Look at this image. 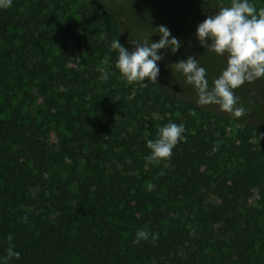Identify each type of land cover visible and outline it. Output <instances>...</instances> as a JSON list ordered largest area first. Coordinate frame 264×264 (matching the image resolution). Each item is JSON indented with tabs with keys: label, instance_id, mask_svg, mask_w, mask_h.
Segmentation results:
<instances>
[{
	"label": "trees",
	"instance_id": "trees-1",
	"mask_svg": "<svg viewBox=\"0 0 264 264\" xmlns=\"http://www.w3.org/2000/svg\"><path fill=\"white\" fill-rule=\"evenodd\" d=\"M73 4L0 9V38L17 43L0 60V262L11 246L20 257L8 264H63L68 253L78 264H264L260 211L247 204L255 191L264 206V132H231L226 115L157 81L127 84L114 15L86 0L73 21ZM69 41V55H54ZM170 122L187 142L147 163V140ZM141 229L148 239L133 243Z\"/></svg>",
	"mask_w": 264,
	"mask_h": 264
},
{
	"label": "clouds",
	"instance_id": "clouds-1",
	"mask_svg": "<svg viewBox=\"0 0 264 264\" xmlns=\"http://www.w3.org/2000/svg\"><path fill=\"white\" fill-rule=\"evenodd\" d=\"M12 0H0V9H8ZM157 33L160 35L158 42H150L149 37L143 42L131 41L134 50L129 51L117 39L111 44V49L118 52L116 68L121 78L127 84H139L148 87L145 81L156 84L159 75L157 62L164 57L158 54L161 49H170L175 53L180 48V41L171 36L166 26H159ZM196 37L199 44L205 49L214 52L217 56H226V67L218 78L209 86L206 78V69L199 65L197 58L188 57L175 63V70L185 78V83L191 85L198 96V106L217 105L220 110L234 118L246 115V109L238 106L239 98L235 90L245 83H252L259 78H264V7L257 10L250 0H230L227 6H221L213 15H208L196 27ZM211 43H207V41ZM109 63L105 58L104 65ZM101 79H108L106 67L98 69ZM194 114V113H193ZM183 124L168 123L158 129L157 138L149 139L146 147L150 154L144 159L152 165H159L171 158L173 149L181 141L187 142L184 136ZM264 135V134H262ZM260 139V136H257ZM259 141V140H258ZM219 148V143L213 148V153ZM153 184H148L149 191L154 190ZM27 220V217H24ZM149 232L145 229L138 230L133 243L147 240ZM158 237L153 234L152 239ZM9 241L12 236L9 235ZM19 259L20 253L13 251L10 246L7 255L0 264H8L11 258Z\"/></svg>",
	"mask_w": 264,
	"mask_h": 264
},
{
	"label": "rangeland",
	"instance_id": "rangeland-1",
	"mask_svg": "<svg viewBox=\"0 0 264 264\" xmlns=\"http://www.w3.org/2000/svg\"><path fill=\"white\" fill-rule=\"evenodd\" d=\"M86 0H76V4L66 15L73 21L78 18L77 8ZM105 11L114 15L119 29V43L129 51L134 50L131 41L143 42L149 37L150 42H158L160 35L157 33L159 26H166L172 37L180 41V48L175 53L170 49H161L158 54L163 55V59L158 61L160 69L157 82L165 86L173 95L197 106L198 108L214 113H222L228 117L229 129L234 131L243 124H251L264 132V78H259L252 83H245L235 90V95L239 98L238 106L246 109V115L241 118H234L230 114L220 110L217 105L198 106V96L191 85L185 83L184 76L175 70V63L185 60L188 57L197 58L199 65L204 67L207 72V80L211 87L213 81L219 77L222 70L226 67V56H217L214 52L202 47L196 37V27L202 23L208 15L215 14L221 6L230 4V0H183L186 9L178 11L175 0H101ZM253 3L257 10L264 7V3L254 0ZM77 7V8H76ZM195 13V15H192ZM8 36L12 37L9 30ZM211 43V41H207ZM13 38L10 42L0 38V60H7L8 56L14 58L13 47L16 46ZM62 54L57 53L58 48H52L54 55L64 57L68 54L70 41L65 43ZM71 58V56H70ZM12 62H7L11 67ZM16 73V72H15ZM14 73V75H15ZM258 195L254 191L247 201L248 205L259 208V222L264 227V206L257 204ZM63 264H78L77 257L73 254H65Z\"/></svg>",
	"mask_w": 264,
	"mask_h": 264
}]
</instances>
